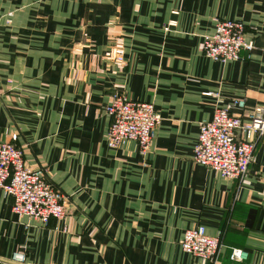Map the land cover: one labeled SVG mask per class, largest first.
<instances>
[{
    "label": "crops",
    "instance_id": "obj_1",
    "mask_svg": "<svg viewBox=\"0 0 264 264\" xmlns=\"http://www.w3.org/2000/svg\"><path fill=\"white\" fill-rule=\"evenodd\" d=\"M216 18L243 21L248 58L201 53ZM114 91L160 116L143 153L106 143ZM237 97L264 106V0H0V140L65 195L41 224L0 189V264H204L179 245L197 223L220 264H264V134L240 179L191 160L198 122Z\"/></svg>",
    "mask_w": 264,
    "mask_h": 264
},
{
    "label": "built area",
    "instance_id": "obj_2",
    "mask_svg": "<svg viewBox=\"0 0 264 264\" xmlns=\"http://www.w3.org/2000/svg\"><path fill=\"white\" fill-rule=\"evenodd\" d=\"M243 32L242 20L216 18L212 31L202 36L201 53L220 62L248 58L253 43ZM113 53L115 60H123L120 45L113 46ZM244 107L242 98H232L216 106L209 119L198 122L191 152L193 162L225 178L240 179L247 173L254 138L264 134V106L245 107L244 115L231 112V108L242 110ZM104 111L108 117L107 145L114 148L124 140L132 139L143 153L160 120L152 104L114 91L104 105ZM0 189L10 197L13 213L33 217L41 224H46L50 217L60 218L65 212V195L46 180L42 169L27 166L20 146L10 140H0ZM220 235L219 230L207 233L204 226L197 223L182 231L179 245L183 251L202 258L204 264H220ZM245 255L244 249L234 246L228 254L230 259L237 260ZM9 259L16 264L25 263L21 250H13Z\"/></svg>",
    "mask_w": 264,
    "mask_h": 264
}]
</instances>
